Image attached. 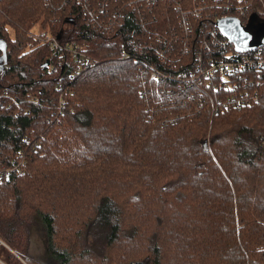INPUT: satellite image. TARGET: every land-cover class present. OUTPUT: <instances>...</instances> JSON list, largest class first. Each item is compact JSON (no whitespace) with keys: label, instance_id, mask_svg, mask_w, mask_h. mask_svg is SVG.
Masks as SVG:
<instances>
[{"label":"trees","instance_id":"obj_1","mask_svg":"<svg viewBox=\"0 0 264 264\" xmlns=\"http://www.w3.org/2000/svg\"><path fill=\"white\" fill-rule=\"evenodd\" d=\"M194 2L0 0V264L34 233L43 264H264V87L220 111L152 75L192 69Z\"/></svg>","mask_w":264,"mask_h":264},{"label":"built area","instance_id":"obj_2","mask_svg":"<svg viewBox=\"0 0 264 264\" xmlns=\"http://www.w3.org/2000/svg\"><path fill=\"white\" fill-rule=\"evenodd\" d=\"M187 13L190 19L182 18L181 25L191 34L185 53H190L193 58L192 69L188 72L177 70L167 74L153 71L152 75L158 79L184 84L186 88L193 81H205L213 98L217 100L216 106L220 111L256 103L264 87V45L237 51L234 44L220 32L217 22L231 17L237 19L241 26H246L251 18L260 23L264 21V0H195ZM37 35L38 33L34 34L35 39L48 42L57 51L70 52L71 58L78 62L76 73L90 69L98 63L83 56L73 44L62 45L54 37ZM212 45L218 53L212 51ZM119 50L124 57L122 44L119 45ZM51 71L56 72V68L52 67ZM4 93L12 103L15 102L14 96L7 95L5 91ZM64 108L65 100L60 95L58 112H62ZM260 143L264 145L263 137L260 138ZM18 154L23 157L21 151ZM23 164V158L12 161L10 167L0 172V179L15 171L21 173Z\"/></svg>","mask_w":264,"mask_h":264},{"label":"water","instance_id":"obj_3","mask_svg":"<svg viewBox=\"0 0 264 264\" xmlns=\"http://www.w3.org/2000/svg\"><path fill=\"white\" fill-rule=\"evenodd\" d=\"M220 32L235 46L237 51H245L264 45V21L256 23L251 18L246 26H241L235 18H224L217 22ZM47 62L43 66H47Z\"/></svg>","mask_w":264,"mask_h":264},{"label":"rangeland","instance_id":"obj_4","mask_svg":"<svg viewBox=\"0 0 264 264\" xmlns=\"http://www.w3.org/2000/svg\"><path fill=\"white\" fill-rule=\"evenodd\" d=\"M32 31H35L34 29ZM258 144L259 140H258ZM41 239L38 238L37 235L32 234L31 238V244H30V250L29 253L32 256V261L31 264H43L45 261L43 260L42 256H38L39 254L41 255L43 253V244H41ZM38 256V257H37Z\"/></svg>","mask_w":264,"mask_h":264}]
</instances>
